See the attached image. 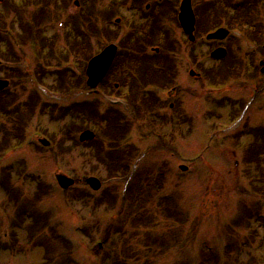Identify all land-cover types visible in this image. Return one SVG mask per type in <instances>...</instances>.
Segmentation results:
<instances>
[{
    "label": "rangeland",
    "instance_id": "374dc122",
    "mask_svg": "<svg viewBox=\"0 0 264 264\" xmlns=\"http://www.w3.org/2000/svg\"><path fill=\"white\" fill-rule=\"evenodd\" d=\"M5 1L18 9L14 10L21 11L17 13V17L14 13L6 16L5 21L14 25L13 35L17 34L16 29L19 32L23 28L21 22L25 18H31L30 14L35 8L41 9L43 6L39 0ZM74 1L55 0L56 5L46 8L44 5L45 12L42 14L40 11L33 16L31 25L35 28L40 23L48 22L46 35L52 39L50 50L54 53L56 50L67 52L71 49L68 47L73 39H76L83 48V55L77 49H71L67 59L69 64L47 67L49 63L57 64L56 58L53 60L57 51L52 54L55 56L39 58L40 54L48 55L45 54L47 49H42V52L38 50L43 46L34 43L36 39L34 36L32 40V30L29 28L18 48L11 45L18 57L24 56L23 61L21 59L18 61L20 64L16 65L4 61L5 68H13L19 72L17 79H7L13 97L7 96L6 106L19 112L17 120L21 125L15 128L13 124L16 122L4 124L6 116L4 108H0V264H72L71 260L94 264L98 258L104 264H261L264 261V221H259L261 224L257 221L249 224L246 219L249 212L256 216H251L252 220H261L257 214L259 217L264 216V204L256 195L257 192L252 190L254 186L246 174V163L251 160L248 153H252L247 149L250 142L254 141L247 133L252 131L250 129H264V91L258 88L260 84L264 85V80L259 74V68L252 70L247 67L254 74L246 75L245 71L248 70H245L246 61L243 59L241 65L244 71L239 70V64L233 65L232 74L225 80L214 83L212 79H207L205 70L214 69L213 72H217L222 64L232 63L234 57L230 56L226 63L213 62L209 54L214 44L199 47L196 31L193 42H189L178 29H171L165 37L166 44L170 43L173 48L169 57L173 58L176 75L170 83L160 86L162 90L158 91L168 102L161 107L164 108L161 121L164 122L165 117L169 118L168 122H158L154 129L155 124L145 123V126L143 119L137 117L138 119L129 122L132 127L130 132L127 128L124 139L113 142L114 139L105 137L95 146L92 145L93 141L90 144L79 142V132L70 131L66 134L61 129H65L76 115L75 112H69L70 108H65L66 104L78 100L80 96H65V100H59L61 105H65L59 106L62 110L55 108L51 111L31 94V87H28L26 78L23 77L24 69L27 67L31 70L37 63H43L44 80L49 85L54 84L55 72L67 67L65 65H72L75 69L76 63L81 68L83 57L90 58L97 53L100 39H104V45L119 43L126 34L142 26L135 28L133 25L139 22L146 25L149 22L147 16L154 10L143 12L138 17L133 9L136 0H124L125 5H121L120 12L115 15L121 18L120 25L115 26L113 17L109 23L112 30L109 34V28L103 31L96 25V22L101 25L104 23L98 13L102 7L105 8L108 0L100 3L86 2L84 6L82 0H78V7L74 6ZM141 1L143 4L156 2ZM179 2L180 0H176L172 4ZM238 2L243 3V0H228V3L220 0H192V12L197 17L194 8L196 5L201 6L204 7L206 17L212 10L219 20L223 13L219 8L229 7L231 9L224 12L229 21L230 18H237L238 14L239 18L244 16V12H238L233 5ZM259 3L262 4L261 9H264V0ZM164 6L170 7L171 4ZM3 12L4 4L0 3V16L4 18ZM86 13L89 15L86 16ZM144 13L146 14L143 15ZM256 16L262 18L260 14ZM90 18L93 26L86 23ZM74 25L79 31L75 33L76 28H72L70 33H66ZM24 26L28 27L27 24ZM40 28H45V25ZM102 31L104 36L107 34L106 38L97 37ZM20 33L22 34L21 30ZM157 40L165 39L159 37ZM155 47L158 48L159 56L151 51ZM239 47L232 50L243 57V50ZM259 49L257 55H254L256 65L264 55V48ZM146 53L151 55L157 67L163 59L160 56L166 54L163 45L157 42L148 47ZM247 64H250L249 59ZM118 65L119 61L116 59L115 71ZM129 69L131 68L128 67ZM190 69L200 73V76H190ZM127 75L125 74L126 78ZM168 75L166 72L165 76ZM4 76L1 74L0 77ZM121 83L122 80L117 82L116 89L126 95L131 82L127 80L125 87ZM67 92L69 93L68 90ZM154 94L152 96H156V92ZM30 97L34 98V102ZM226 97L238 100L237 111L242 105L247 106L242 118L236 122L230 120L231 110L221 106L220 99ZM144 98V95L137 97L134 104L146 106ZM3 103L4 97L0 96V105ZM27 103L29 108L24 107ZM177 109H181L180 112H175ZM95 110L103 119L108 118L106 111ZM178 113L183 117L186 113L189 119L186 122L173 120L174 117L178 118ZM155 116L159 117L157 112ZM151 118L156 119L154 116ZM84 123L85 127L96 135L99 134V129L93 124L87 121ZM4 126L13 128L12 133L22 132V142L15 145L11 137L6 138ZM177 127L182 129L181 134L176 133ZM153 129L154 136L149 135ZM39 137L48 139L50 145L44 147L38 143ZM6 139L11 144L6 143L4 146L8 147L4 148L2 144ZM127 140L129 144H133H130L131 154L122 156L121 159L125 166L124 174H129L130 171L138 174V181L130 174L129 183L124 178H107V165L95 155L99 151L104 156L112 157L116 154L112 151L113 146L124 144ZM180 164L187 169L181 171ZM261 164L263 167L264 163ZM56 171L74 178L75 186L64 190L56 187L53 179ZM31 175L35 179L29 177ZM86 176L99 178L101 189L92 192L85 183ZM39 181H49L56 186L52 185L54 190L49 189L45 193L42 191L39 198L36 196L40 193L36 190V183ZM8 183L12 187L14 185L17 191L12 189L9 192ZM80 193H84L86 197L74 199ZM40 209L48 217H52L51 223L55 226V223L59 224L56 229L51 228L47 221L45 224L42 218L37 220L41 216L36 211ZM72 222L76 229L71 225ZM57 232L66 234L71 247L60 245L57 236L52 237L58 235ZM225 248H228L229 253H225Z\"/></svg>",
    "mask_w": 264,
    "mask_h": 264
},
{
    "label": "trees",
    "instance_id": "16d2710c",
    "mask_svg": "<svg viewBox=\"0 0 264 264\" xmlns=\"http://www.w3.org/2000/svg\"><path fill=\"white\" fill-rule=\"evenodd\" d=\"M89 26H93L92 23H90ZM78 31H79V29H78ZM141 72H142L141 77L146 75L145 73H143V70ZM109 73L114 74V71L110 70ZM55 80L60 85H65V83L69 82V83H71L72 86L74 84H80L82 87H85V85L82 84V81H80V79H79V81H78V79L70 81L68 77H66L65 75H61V74H59V76H57ZM161 81H162L161 80V75L160 76H153V82H161ZM132 83H134V80H133ZM106 92H108L109 94L115 93L113 85H110L109 89H107ZM80 106L81 105H78V108H80ZM90 110H93V109L89 108L88 121L91 122V124H93L94 126H96V127L99 126L100 127V123H99L98 119L95 120L96 115L94 114V111H90ZM112 113H113V111H112ZM76 116H79V117L76 120L77 123H75L74 125H76L79 128H81V126L84 127V124H85L84 122L86 121L85 118H84L85 115H81L80 114V115H76ZM114 118L119 120L117 118V115H115ZM260 139H261V141L257 145L256 149L254 148L255 151H249V152H252V153H248L249 157L251 159V160H249L248 165H253L254 169L252 171L250 166H248L247 170H246V173L247 174L250 173V176L252 178H256L257 179L256 184H254V191H258V192L264 193V165H263V167H261V165H262L261 163H264V135ZM98 153L99 152L96 151L95 155L97 156ZM117 154H118L119 157H117L115 159H112V157H108V159L104 160L101 157H99L100 161L102 160L104 162V164L107 165L109 176H116V175H123L124 174V169L125 168L123 166V161L121 159H122V156H128V154L126 152H123V151H118ZM260 158H262V159H260ZM241 218H243V217L241 216ZM260 226L262 227L263 225H260ZM230 244H232V243H230ZM225 249L227 250L225 253H229L228 248H225ZM209 255H210V253H209ZM101 264H104V263L101 262Z\"/></svg>",
    "mask_w": 264,
    "mask_h": 264
},
{
    "label": "water",
    "instance_id": "95a60500",
    "mask_svg": "<svg viewBox=\"0 0 264 264\" xmlns=\"http://www.w3.org/2000/svg\"><path fill=\"white\" fill-rule=\"evenodd\" d=\"M182 10L185 12L183 16H186L184 20L187 21V17L190 18L191 15V9H190V2L189 0H183L182 2ZM115 47L113 45L107 46L99 55L93 57L90 62L87 69L88 74V85L89 86H96L98 82L103 78L105 75L107 69L109 68L115 54ZM225 53V51L223 50ZM214 54V53H213ZM214 56V55H213ZM94 137V134L91 131H84L80 134V140H89ZM44 142V141H43ZM59 181L63 186H67L71 184L73 181L69 178H67L63 174H59ZM87 182L93 187L98 188L100 183L99 181L94 178L90 177L87 179Z\"/></svg>",
    "mask_w": 264,
    "mask_h": 264
},
{
    "label": "flooded vegetation",
    "instance_id": "af4514ba",
    "mask_svg": "<svg viewBox=\"0 0 264 264\" xmlns=\"http://www.w3.org/2000/svg\"><path fill=\"white\" fill-rule=\"evenodd\" d=\"M174 2H176V0H171V3H174ZM112 3H113V4H112ZM115 4L118 5V3L116 2V0H112V2H108V3H106V4H105V7H114ZM158 4H160V5H158ZM162 4H163V3H161V0H157L154 4L146 3L145 6L143 7V9H141L140 11H138L137 14L140 16V15H142L143 12H148V10L150 11L151 8H153L154 11H153L152 13H150V17L153 18L154 15H156V14L159 13V9H160V7L163 6ZM213 4H214V3H213ZM118 6H119V5H118ZM172 8H177V9H179V3H178V4H172ZM194 9H195V14H197V16H201L200 11H201V13L205 11L204 9H202L201 6H200V7H197V5H196V7H195ZM162 12H163V11L160 12V15L162 14ZM17 13H21V11L19 10V11H17ZM17 13H16V16H17ZM37 13H40V11H39V7H37L36 9H34V10H33V13L30 14V15H31V18H32L33 16H35ZM76 14H77V13H76ZM145 14H146V13H144L143 15H145ZM86 16H87V13H86ZM20 21H21V20H20ZM23 21H28V19L25 18Z\"/></svg>",
    "mask_w": 264,
    "mask_h": 264
}]
</instances>
